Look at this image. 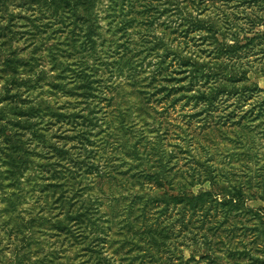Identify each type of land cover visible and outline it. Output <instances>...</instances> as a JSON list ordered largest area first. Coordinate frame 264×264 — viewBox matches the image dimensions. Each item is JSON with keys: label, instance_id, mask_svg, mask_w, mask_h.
<instances>
[{"label": "rangeland", "instance_id": "obj_1", "mask_svg": "<svg viewBox=\"0 0 264 264\" xmlns=\"http://www.w3.org/2000/svg\"><path fill=\"white\" fill-rule=\"evenodd\" d=\"M0 264H264V0H0Z\"/></svg>", "mask_w": 264, "mask_h": 264}]
</instances>
